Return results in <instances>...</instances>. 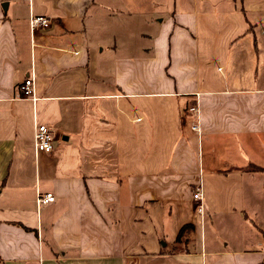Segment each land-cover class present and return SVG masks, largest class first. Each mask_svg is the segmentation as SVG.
<instances>
[{"label": "crops", "instance_id": "0c3cea01", "mask_svg": "<svg viewBox=\"0 0 264 264\" xmlns=\"http://www.w3.org/2000/svg\"><path fill=\"white\" fill-rule=\"evenodd\" d=\"M263 176L264 0H0V264H264Z\"/></svg>", "mask_w": 264, "mask_h": 264}, {"label": "built area", "instance_id": "2783aa9c", "mask_svg": "<svg viewBox=\"0 0 264 264\" xmlns=\"http://www.w3.org/2000/svg\"><path fill=\"white\" fill-rule=\"evenodd\" d=\"M28 26L30 31L33 33L38 29H48L50 28V20L44 16H31L28 21ZM19 96L21 98H34V86H33V79L28 78L25 80L24 84L22 85L21 89L19 90ZM190 110L197 114V106H192ZM192 129L196 132H199V125L194 124ZM34 134L32 140V146L34 149L35 154L40 153H51L54 149L53 145V137L52 133L45 124H35L34 126ZM54 195L51 193H47L44 196H38L36 200V204L38 206L49 204L54 201ZM192 200L195 203V213L196 215L200 216L201 219H204L205 215V200L203 197V191L201 187L196 188L192 193Z\"/></svg>", "mask_w": 264, "mask_h": 264}, {"label": "trees", "instance_id": "16d2710c", "mask_svg": "<svg viewBox=\"0 0 264 264\" xmlns=\"http://www.w3.org/2000/svg\"><path fill=\"white\" fill-rule=\"evenodd\" d=\"M258 170H261L259 168H257ZM256 169V170H257ZM194 230H193V227L191 225H184L180 228V231H179V234L177 236V239H176V242H180L182 236L185 234V233H192Z\"/></svg>", "mask_w": 264, "mask_h": 264}, {"label": "rangeland", "instance_id": "374dc122", "mask_svg": "<svg viewBox=\"0 0 264 264\" xmlns=\"http://www.w3.org/2000/svg\"><path fill=\"white\" fill-rule=\"evenodd\" d=\"M264 177V176H263ZM256 228L253 229H250L252 231V234H250V237L252 238V241L251 243H254L255 241L264 238V236H262V234H258L255 230Z\"/></svg>", "mask_w": 264, "mask_h": 264}, {"label": "water", "instance_id": "95a60500", "mask_svg": "<svg viewBox=\"0 0 264 264\" xmlns=\"http://www.w3.org/2000/svg\"><path fill=\"white\" fill-rule=\"evenodd\" d=\"M2 8H3V10L5 11L6 8H7V4H3Z\"/></svg>", "mask_w": 264, "mask_h": 264}]
</instances>
